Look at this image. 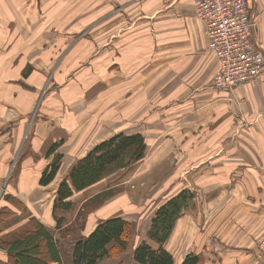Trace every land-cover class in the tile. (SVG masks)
I'll return each mask as SVG.
<instances>
[{
	"label": "rangeland",
	"instance_id": "1",
	"mask_svg": "<svg viewBox=\"0 0 264 264\" xmlns=\"http://www.w3.org/2000/svg\"><path fill=\"white\" fill-rule=\"evenodd\" d=\"M8 1L11 6L1 7L0 105L9 118L21 112L24 120L15 132L6 130L7 126L0 134V143H11L9 147L2 144L6 149L1 152L0 208L14 205L8 199L13 192L22 207L18 209L21 214L0 220V234L23 230L26 226L17 223L31 215L24 203L31 206L44 199L45 204L50 201L48 211L52 208L55 225L48 228L60 240L63 264H72L74 242L109 216L122 215L131 221L132 245H137L146 237L155 210L186 181L184 147L180 149L179 143L169 148L177 139L184 141L182 132L181 136L173 134L177 128L184 131L187 120L174 115L175 101L168 102L175 97L185 99L193 88L184 82L179 88L171 84V69H179L180 64L159 60H167L170 45L180 42L160 45L164 37L159 33L155 37L152 16L142 13L152 0H142L146 3L143 10L141 4L133 5L136 0H3ZM173 30L179 32L178 39L183 37L176 23ZM14 60L17 67L10 66ZM23 61L33 66V72L25 75L23 68L28 65L23 66ZM10 79L18 86H5ZM65 127L70 131L67 138L63 137L68 132ZM119 131L144 133L143 158L75 193L72 210L56 211L64 216L58 228L54 198L59 182L80 158ZM55 143L57 148L51 152ZM57 153L62 154L57 174L42 184L41 177ZM30 156L33 164L47 162L37 177L27 169ZM170 158L178 159V166H171ZM131 250L101 264H130Z\"/></svg>",
	"mask_w": 264,
	"mask_h": 264
},
{
	"label": "crops",
	"instance_id": "2",
	"mask_svg": "<svg viewBox=\"0 0 264 264\" xmlns=\"http://www.w3.org/2000/svg\"><path fill=\"white\" fill-rule=\"evenodd\" d=\"M141 1L136 0L133 5L141 7V4L143 10L146 3ZM11 4V1L0 0V45L1 7ZM248 6L256 19L252 39L264 54V0H248ZM142 13L144 16H152V23L157 29L154 31L155 37L156 33L164 37L160 45L180 42V48L170 45L167 60L159 58L161 63L176 60L180 64L179 69H171V84L179 88L181 82H184L193 88L191 93L185 94V99L175 97L168 102L170 104L175 101L177 104L173 113L177 114L174 115L187 120L184 131L177 128L173 134L181 136L182 132L185 135L184 141L177 139L169 148L172 150L173 145L179 143L180 149L184 147L186 181L170 197L182 190L192 192L195 197L194 205L187 208L177 220L166 247L173 254L175 264H180L189 253L200 254L204 264H264L257 248V239L264 230V73L256 80L240 83L231 89L213 86L212 79L219 68V62L208 50L204 24L195 16V0H152V4ZM174 23L183 29L184 35L179 39L176 36L179 32L173 30ZM23 63L33 72L31 64L26 61ZM1 65L0 59V71ZM10 66L17 67V61L14 60ZM9 84L18 86L11 83V79L5 86ZM2 86L0 80V95ZM195 91L197 94H194ZM5 113L1 111L0 105V134L7 126L9 128L6 130L15 132L16 126L21 127L24 120L21 112H17L13 118ZM65 129L68 132L63 137L67 138L70 131ZM5 141L0 143L1 165V152L6 149L2 144ZM5 144L8 147L11 145L8 142ZM31 152L33 154L32 149ZM31 156L26 166L37 177L47 162L41 160L33 164ZM74 157L77 158L76 155ZM171 158L168 163L173 167L178 166L179 160ZM10 195L19 201L17 194L13 192ZM20 200L25 202L22 197ZM24 204L30 207L28 214L31 215L23 216L22 221L17 223L19 226L31 217H36L48 227L54 228L52 208L48 211L50 201L45 204L43 199L31 206ZM6 205L13 209L14 215L21 214L18 212L21 203L19 208L10 203ZM183 229H186L187 234H184ZM10 263L9 255L0 248V264Z\"/></svg>",
	"mask_w": 264,
	"mask_h": 264
},
{
	"label": "trees",
	"instance_id": "3",
	"mask_svg": "<svg viewBox=\"0 0 264 264\" xmlns=\"http://www.w3.org/2000/svg\"><path fill=\"white\" fill-rule=\"evenodd\" d=\"M23 68L25 75L31 68ZM58 144H54L51 152ZM146 141L141 133L127 134L119 131L109 138L99 142L85 156L80 158L73 166L66 178H63L54 198V217L57 218V227L63 215L60 213L74 208L72 197L75 193L91 187L102 181L111 172L136 165L144 156ZM61 153H57L41 177L42 184L54 180L60 166ZM195 195L187 190L170 197L154 212L146 237L137 245H132L133 226L131 221L122 215H113L102 219L93 230L81 235L73 244L71 253L72 264H101L104 259L117 258L127 253L131 248L130 264H175V258L165 246L177 220L184 211L194 205ZM8 199L21 207L19 201L11 195ZM17 204V205H16ZM62 211V212H61ZM15 212L9 206L0 208V220L4 216H13ZM26 227L0 234V248L6 251L11 259L10 264H63L60 240L47 225L36 217H31L25 224ZM1 231V228H0ZM152 240V241H151ZM151 242H154L151 243ZM200 254L189 253L180 264H204Z\"/></svg>",
	"mask_w": 264,
	"mask_h": 264
},
{
	"label": "built area",
	"instance_id": "4",
	"mask_svg": "<svg viewBox=\"0 0 264 264\" xmlns=\"http://www.w3.org/2000/svg\"><path fill=\"white\" fill-rule=\"evenodd\" d=\"M195 15L204 24L208 50L219 62L213 86L233 88L264 73V54L252 39L256 19L248 0H195ZM257 248L264 259V231Z\"/></svg>",
	"mask_w": 264,
	"mask_h": 264
}]
</instances>
